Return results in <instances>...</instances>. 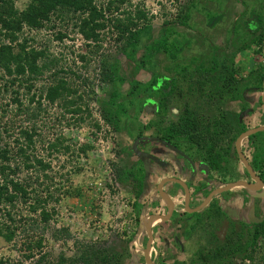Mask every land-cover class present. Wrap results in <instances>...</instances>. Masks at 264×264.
Listing matches in <instances>:
<instances>
[{
	"label": "rangeland",
	"instance_id": "374dc122",
	"mask_svg": "<svg viewBox=\"0 0 264 264\" xmlns=\"http://www.w3.org/2000/svg\"><path fill=\"white\" fill-rule=\"evenodd\" d=\"M96 1L98 5L107 7L111 0ZM252 1L126 0L121 5H112L106 18L113 19V22L117 19L126 22L129 12L135 23L150 24L155 38L165 24H175L180 33L192 40V45L184 49L178 60L171 61L164 54H160L154 63L157 71L164 77H176L177 80V87L168 98L166 123L177 122L179 115L186 114L188 108L196 111L197 118H204V122L206 116H209L210 120L219 119L221 114H225L235 126L242 95L245 94V99L250 102L251 107L255 105L257 98L260 99L261 93L253 94L252 90H249L251 94L247 95L250 80L247 77L251 72L252 80L253 73L264 68V38L258 40L259 33L253 34L241 29L246 19L257 14V3ZM29 3L30 0H18L16 8L22 11ZM117 7L119 8L116 9ZM138 10L146 13L147 21L137 18ZM209 15L213 18H209ZM185 17H188L187 25L180 24ZM76 19L72 14L55 16L41 30L24 28L18 42L24 43L27 40L29 48L43 50L45 60H40L39 63L48 65V68L42 75L30 81L33 83L30 93L25 87L27 83L20 85L18 81L6 92L5 97L0 96V147L5 143L12 146L21 130H31L34 127L37 136L34 139L36 146L33 152L45 162H50L51 170L48 175L54 178L44 179L42 173L30 172L33 176L31 181L35 180V176H40V182L46 187L49 186L55 197L49 206L51 211L55 210L51 222L44 228L38 227L29 233L30 239H43L42 249L33 250L36 253L34 259L27 260L25 256L30 252L24 234L12 242L0 239L2 264H32L42 256L45 257L42 264H58L61 259L64 264L76 261L77 264H83L81 257L91 250L100 255L101 252H104L103 255H109L111 264H138L140 262L137 258H140L144 251L147 234L143 219L156 210L152 204L156 193L150 192L149 186L154 187L161 175L156 176L147 165V175L150 176L151 173L154 176L146 180L147 189L140 196H137L140 187L136 185L133 177L128 183L118 180V169H131L135 165L137 157L132 152V146L136 138L129 136L125 130L114 131L102 115V108L112 92V87L100 80L104 61H119L121 74L125 76L132 74L133 66L123 52L125 42L118 40L119 32L111 21H107L106 29L101 31L100 41L91 42L78 33ZM250 23L253 29L255 24ZM60 35L64 37L59 39ZM0 40L3 41L1 33ZM141 54L142 51L138 53V57ZM211 54L221 58V65L232 66L233 77H229L231 73L221 70L223 68H220L221 77L210 76L200 70L203 65L210 64ZM81 56H84L85 60H82ZM186 67L189 70L185 73L182 70ZM175 69L180 72L179 75ZM8 78L6 77L5 81ZM150 78L151 73L144 70L136 76L141 82H147ZM220 78H225V81L216 82ZM61 80H66L69 88L77 90L76 95L65 96L68 100H76L78 96H82V102L77 101L76 105L81 106L82 113H69L66 109L68 106L63 104L65 100L62 99L54 104L49 103L46 94L38 103L41 91ZM234 88L241 89V98L230 99ZM129 90L130 85L126 82L121 87V92L126 95ZM15 91H18L17 95L13 93ZM34 93H37V97L33 103H29V98ZM14 98H19L21 104L14 103ZM141 99L142 108L137 110L131 107L129 111L136 123L137 132L149 121L159 120L160 117L151 110L157 107L158 98H148L146 102L143 97ZM229 100L234 103H229ZM76 106H70L69 109L74 110ZM256 108V114L248 117L249 127L264 125V108L258 104ZM137 111L139 114L135 117ZM79 118H83V121L78 120ZM5 127L11 128V138L5 133ZM157 133V129L146 131L147 136ZM257 136L255 141L260 142L261 148H264V133ZM58 137L65 139L63 145H69L72 151L68 154L53 153L50 156L48 146ZM138 145L142 147V144ZM84 146L90 149L81 152ZM155 163L159 161L155 160ZM26 175L28 173L25 171L20 178L24 179ZM59 188L61 191L55 193ZM136 204L142 207L143 217L140 222H137ZM23 207L17 211L19 215L28 214L27 208L24 210ZM260 214L264 215V203ZM19 215L17 218H20ZM225 219L222 214L218 218L213 216L203 222L202 226L199 225L192 235H185L182 228L174 232V225L170 232L168 225L157 223L158 238L153 245L151 257L159 262V259L169 261L171 259H168V256H172L184 260L181 263L185 264H264L262 238H259L257 246L248 248L245 252V255L253 256L254 260L242 258L243 252L228 254L235 245L246 248L254 228H244L237 234L232 228H228ZM175 237L183 241L185 239L183 251L178 250L175 245ZM221 249L222 254L215 257ZM95 264H99V260H95Z\"/></svg>",
	"mask_w": 264,
	"mask_h": 264
},
{
	"label": "trees",
	"instance_id": "16d2710c",
	"mask_svg": "<svg viewBox=\"0 0 264 264\" xmlns=\"http://www.w3.org/2000/svg\"><path fill=\"white\" fill-rule=\"evenodd\" d=\"M16 1L18 0H0V33L3 36V41L0 40V96L5 97L6 92L15 86L18 81L20 85H24V82H26V90L30 93L33 89V83H30V81L42 75L45 69L48 68V65L39 63L40 60H45L43 50H38L34 47L29 48L27 40L24 43L18 42L19 35L25 27L31 30H41L52 21L53 17L72 14L77 17L75 26L78 28V33L86 41L99 42L101 31L106 29V22L111 21L119 32L118 40L125 42L123 52L127 61L132 64L133 72L130 76L122 75L119 61L115 60L113 63L108 62V60L104 61L100 80L110 85L112 92L108 102L102 108L103 119L113 127L114 131L125 130L133 138L142 136L147 129L152 127H156L158 133L166 135L167 137H165L168 141L176 139L177 142L179 137L186 139H189L190 136L191 138L193 137L192 133L197 126V119L194 112L191 111L192 109L187 108L186 114L182 115L177 122H173L168 128H163V121L151 122L142 127V129L140 128L138 132L135 130L136 123L129 115L131 107L137 108V110L142 108L141 97H143L145 102L148 101V98H158L157 107L155 108V110L158 109L157 115L161 117V120L166 116L168 98L175 91L177 80L176 77L166 78L157 71L158 68L154 64L156 57L164 54L167 59L176 61L180 58L184 49L192 45V40L180 33L176 29L175 24H165L160 30L158 37L155 38L152 34V26L150 24L141 25L135 23L134 17L129 12L126 22L119 19L113 22V19L106 18V14L111 11L112 5L115 3L121 5L126 0H111L107 7L102 4L98 5L96 0H30L27 8L22 11L16 8ZM136 16L138 19L147 21V15L142 10H138ZM209 18L213 17L209 15ZM252 18L260 23L259 16L253 15ZM187 20L188 17L180 24L187 25ZM255 32L256 30L252 33L255 34ZM63 37L60 35L58 38L62 39ZM258 37V40H263L264 38L263 35ZM254 41L256 42L257 39H254ZM140 51H142V54L138 57ZM81 59L85 60V57L81 56ZM209 60L210 64L207 66L203 65L200 69L203 73L221 77L220 68H223L221 70L231 73L229 77H233L232 66L221 65V58L216 54H211ZM142 70L151 73V78L147 82H141L136 79L137 74ZM188 70L186 67L182 71L186 73ZM176 71L177 69H175ZM176 73L180 74L178 71ZM6 77H9L8 81H5ZM4 81L5 83L3 84ZM263 81L264 68H261L253 73L247 89L250 91H262ZM126 82L129 83L130 90L124 95L121 92V87ZM252 83L254 84L251 85ZM13 93L17 95L18 91ZM44 94H46L45 97L49 103L54 104L62 99L65 100L63 104L68 106L66 109L69 113H82L81 106H76L77 101L82 102V96H78L76 100H68L65 97L77 94V90L67 86L66 80H61L59 83L43 89L39 95L38 103L43 99ZM239 94H241V89L236 90L234 88L230 99L241 98ZM36 97L37 93H34L29 98V103H33ZM13 101L14 103L20 102L19 98H14ZM70 106H76V108L71 110L69 109ZM138 114L137 111L135 117ZM32 116L35 117V114ZM78 120L83 121V118ZM5 133L9 138L12 137L11 128L5 127ZM257 135L259 134L251 136L252 140L257 139ZM35 136L37 134L34 127L31 130H21L19 137L14 140L12 146L5 143L0 147V217H2L0 218V239L12 242L21 234H24L28 240L26 245L30 252L25 256L27 260L34 259L36 253L33 250L42 249L43 244L42 238L39 240L30 239L29 233L35 231L38 227L44 228L46 224L51 222L55 213V210L51 211L49 208L52 200L55 199L54 192L49 189V186L46 187L40 182V176H35V180L31 181L33 176L30 175V172L35 174L42 173V178L44 179L54 178L48 175L51 170L50 162H45L33 152L36 146ZM65 142V139L59 137L54 142H51L48 146L49 155L52 156L53 153L68 154V152H71L72 148L69 145H63ZM87 149H90V147L84 146L81 148V152H86ZM253 163L260 170L261 177L264 180V148L256 149ZM25 171L28 175L24 176V179L20 178V175ZM138 172H140V175ZM143 172L144 168L141 163L137 168L136 174L133 172V168L122 171L118 169V180L121 183H128L133 177L137 182L136 185L140 187V191L137 193V196H140L144 183ZM60 191V188L56 189L55 193ZM136 206L138 207L137 222H140L143 217L141 216L142 207L139 204H136ZM21 207L24 210L26 207L28 214L19 215L18 212ZM18 215L20 218H17ZM259 238L264 240V220L254 226V232L251 239L247 242L246 248L235 245L234 248L229 250L228 254L234 255L243 252L244 256L242 258L254 260L253 256L245 255V252L248 248L257 246ZM222 252V249L218 250L215 257L220 256ZM101 253L100 255L94 250L86 251L81 260L83 264H95V260H99V264H111L110 261L112 260L109 255H103L104 252ZM44 259L45 257L42 256L37 261L32 262V264H42ZM77 263L76 261L69 264ZM0 264H2L1 260ZM58 264H64V260L62 261L61 259Z\"/></svg>",
	"mask_w": 264,
	"mask_h": 264
},
{
	"label": "flooded vegetation",
	"instance_id": "af4514ba",
	"mask_svg": "<svg viewBox=\"0 0 264 264\" xmlns=\"http://www.w3.org/2000/svg\"><path fill=\"white\" fill-rule=\"evenodd\" d=\"M253 2L257 3V14L255 15L259 16V22L261 25L258 26V22L257 20H254V18H248L246 19L245 23L243 22L241 29H244L245 32L249 33H252L256 30V32L259 33V36H264V0H253L252 3ZM252 3L250 4L252 5ZM250 22L255 24L253 29H251L252 27ZM225 78L217 79L216 82L223 83ZM248 78L251 79V72L249 73L247 79ZM216 85H218V83H216ZM247 90L249 92V89ZM263 91L264 81L262 91L252 92L253 94L257 93V95H260L261 93V96H259L260 99L257 98L255 105H252L253 107H251V105H249L250 102H247V99H245V94L242 95V99H239L241 102L238 101L240 102L238 105H241V108H238V118L237 124H235V126L234 123L229 122L228 117L224 116L225 114H221L219 119L214 118L210 120L208 119L209 116H206L204 122V118H197L195 113L196 111L192 110L197 119V126L192 133L193 135L191 134L193 137H189L190 140L184 137H179L177 142L176 139L168 141V139H166L167 136L165 135V137L164 134L161 133L149 136L146 135V131L152 129L156 130V127L147 129L142 136L136 138L132 146V152L135 154L137 159L135 165L132 166V168L135 174L140 163L144 168V183L141 188V195L147 189L146 180L151 179L150 177L154 176L151 173L150 176L147 175L148 173L146 166L149 165V169L156 176L161 175L160 178L157 177L158 181H156L154 187L153 185H148L151 187L150 192L152 191L156 193V199H154L152 202V204L155 205L156 210L154 212H150V214H168L169 209L166 200L159 192L160 184L164 180L168 179L181 180L187 185L190 196V209L194 210L193 212H188L186 210L185 200L187 193L180 184L172 181L165 183L163 190L169 194L171 199L174 201L175 210L173 211L169 221H158L154 223L152 227L153 245H155L158 238L156 237V230L158 229L156 227L157 223H164L165 226L168 225V229L172 228L174 225V228H172L174 232L182 228L184 234L188 235L191 233L193 234L194 230H196L199 225H203V222H207L213 216H217L218 218V216H221L222 214L226 218L225 220L228 228H232V231L234 230L235 233L239 234L242 232V229L254 228L256 224H260L264 220V215L260 214V211H262V205L264 203V195L261 196V194L264 193V188L255 191L244 185H238L224 192H217L222 188H226L239 182L246 183L247 185L251 184L252 186L257 185L249 169L245 165L244 159L247 160L248 164L253 169L254 175L264 183L260 170L255 167L253 163L256 149L258 148V150H260L262 144L252 140L251 136L253 135L248 138H243L241 141H239L240 136L246 131L264 126L257 125L254 127H249L248 125V117L255 115L257 112L256 105L258 104L264 108V104L262 102ZM248 94L251 93L249 92L247 95ZM246 102L247 104H245ZM229 103H234V101L229 100ZM151 110L153 111V114L158 116V109L155 110L154 108H151ZM166 116L162 120L160 117L159 120L149 121L148 124L151 122L163 121V128H168L173 122L167 121L169 123H166ZM181 116L182 115H179L178 120ZM260 133L264 132H259L257 134ZM143 137L156 138L159 140H145L143 142L139 141L138 144H142V147H139L137 144L136 149L138 152L143 153L141 155L134 150V146L137 139ZM172 147L176 148L177 150ZM155 160H158L159 163L156 164ZM138 174L140 175V172H138ZM215 192H217V194L211 198L205 207L199 210V208L207 200L208 196ZM255 219H261L262 221L254 222L253 220ZM170 223H172V225ZM169 231L172 232L171 229ZM179 237H175V245H177L178 250L183 251V249H185V239L183 241ZM147 242L148 236L146 235L143 254L140 258H137V261L140 262L138 264H147L144 256ZM153 245L151 248V255ZM168 259L173 261L169 260L171 261L169 263L167 260L159 259V262H157L151 257V261H153L155 264H182L181 261H184L172 256L171 258L168 256ZM207 263L208 262H204L202 264Z\"/></svg>",
	"mask_w": 264,
	"mask_h": 264
},
{
	"label": "water",
	"instance_id": "95a60500",
	"mask_svg": "<svg viewBox=\"0 0 264 264\" xmlns=\"http://www.w3.org/2000/svg\"><path fill=\"white\" fill-rule=\"evenodd\" d=\"M262 102L264 104V91H263V98H262ZM251 111V110H250ZM259 132H264V126L262 127H259V128H254V129H251V130H248L246 131L245 133H243L240 138H239V141H241L243 138H248L250 137L251 135H255ZM145 140H150V141H154V140H159V139H156V138H148V137H143V138H139L136 142H135V146H134V150L138 153V154H143L141 152H138V150L136 149V145L138 144L139 141H145ZM162 141V140H160ZM163 142V141H162ZM174 148V147H172ZM176 149V148H174ZM177 150V149H176ZM244 163L245 165L247 166V168L249 169L252 177L254 178L255 182L257 183V185H254L252 186L251 184H246V183H243V182H239V183H235V184H232L226 188H222L220 189L219 191L217 192H224L226 190H229L231 188H233L234 186H238V185H244L248 188H250L251 190H255V191H258V190H261L262 188H264V183L263 181H261L257 176L254 175V172H253V169L251 168V166L248 164L247 160L244 159ZM175 182L177 184H180L184 189H185V192L187 193L186 194V200H185V206H186V210L188 212H193L194 210L190 209V196H189V189L187 187V185L182 182L181 180H177V179H168V180H164L160 186H159V192L160 194L162 195V197L166 200V203H167V206H168V209H169V212L167 215H160V214H151L149 215L148 217L144 218L143 221L145 222V229H146V234L148 236V242H147V246H146V250L144 252V256H145V260H146V263L147 264H155L153 261H151V248H152V245H153V225L156 221H164V222H167L171 219V216L173 214V211L175 210V203L174 201L171 199V197L169 196V194H167L164 190H163V186L165 185V183L167 182ZM217 192L215 193H211L207 200L205 201V203L199 208L202 209L203 207H205L208 202L211 200V198L217 194ZM263 194H261V196H263ZM195 211H198V210H195ZM254 222H261L262 220L259 219H255L253 220Z\"/></svg>",
	"mask_w": 264,
	"mask_h": 264
},
{
	"label": "bare ground",
	"instance_id": "6f19581e",
	"mask_svg": "<svg viewBox=\"0 0 264 264\" xmlns=\"http://www.w3.org/2000/svg\"><path fill=\"white\" fill-rule=\"evenodd\" d=\"M156 222H158V221H156Z\"/></svg>",
	"mask_w": 264,
	"mask_h": 264
}]
</instances>
